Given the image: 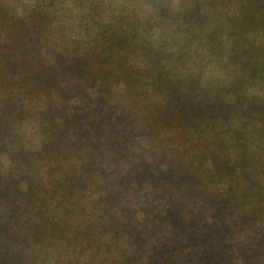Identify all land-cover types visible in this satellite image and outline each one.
Instances as JSON below:
<instances>
[{
  "label": "trees",
  "instance_id": "1",
  "mask_svg": "<svg viewBox=\"0 0 264 264\" xmlns=\"http://www.w3.org/2000/svg\"><path fill=\"white\" fill-rule=\"evenodd\" d=\"M60 1L0 0V264L40 225L61 264H264V0L180 4L186 74L130 13Z\"/></svg>",
  "mask_w": 264,
  "mask_h": 264
},
{
  "label": "rangeland",
  "instance_id": "2",
  "mask_svg": "<svg viewBox=\"0 0 264 264\" xmlns=\"http://www.w3.org/2000/svg\"><path fill=\"white\" fill-rule=\"evenodd\" d=\"M9 1H11V3H14V0H9ZM74 1L75 0H63L62 2L60 1V3H57L58 9L56 10V12L63 15V10L65 9V7L71 8L72 7L71 3H73ZM88 1H94L99 3L97 12L101 16H105V17L114 16V17L122 18L124 15H127V13H130L128 15L131 16L130 20H136L135 23L138 21L140 24V29H139L140 34L146 32V34L151 35L150 38H154L156 41L157 38H160V42H162V45L169 48V50H171L172 52H174L173 53L174 59H172L173 60L172 62L174 64H177L178 68L181 69L182 72H184V74L187 73L188 68L191 67L195 68V64L197 63L196 59L191 57L185 63H182L181 61L177 60V56H176L178 45L180 43L185 42L183 36L187 37L196 32L200 33V28H201V26L197 27V25H193L192 23H190V28H189L187 26V22H185L186 21L185 19H184L185 24L182 23L183 17L178 12L181 10L180 4L182 5V3H185L186 0H88ZM123 18L128 19L127 16ZM145 23H148L146 25L150 24L151 27L147 26L148 28H146ZM178 23H181L183 25L179 26ZM203 26H204L203 28L205 29L209 25L208 23H205L203 24ZM199 41L200 40L198 38H195L194 36L193 39L191 38V40L188 42L190 45H192V47H194V49L197 47L198 44L199 46L197 49L200 51V53L207 54L208 44H205V42H201L199 44ZM225 45H227L225 44V41H223V43L221 41L219 42L218 44L219 48H217L216 49L217 51L214 52L215 57L212 58L211 62L206 61L207 58H204L203 60L200 61V64L201 65L203 64V68H204L203 70L205 71L202 75L203 77L202 80L205 81L204 83H207L206 86L210 85L211 87L212 86L219 87L220 89H222L223 93L225 92L223 91V87L228 81H230L231 77H228L227 75L221 76L219 74L220 70L217 68L215 61L216 59H218L219 61L223 62L225 61L223 57H227V55H229V51L225 48ZM204 46L206 48V51L203 50ZM159 58L161 59L163 58L162 60H164V62L168 61L169 59L164 55H160ZM229 66L232 67L231 61H229ZM218 74L220 76H217ZM203 94L207 95L208 93H205L204 91ZM23 130L24 132L25 131L27 132L25 134L28 137V139L29 137H31L32 139L31 142L34 144L37 140V137L35 134H33L31 125L29 123H26L25 125H23ZM38 140H39V136H38ZM7 164H8L7 156L1 157L0 169H5ZM89 189L91 191L93 187L89 186ZM20 226L23 227L25 231H27L26 225H17V223L13 225L14 230L19 231ZM40 227L43 228V231H45V227H46L45 225H40ZM15 231H14V235L16 236ZM43 231H41L40 235L38 236L36 235L34 238H27L24 240L25 244L22 245V247L26 248V250H23L22 252V258H24L23 264H61L60 261L57 263V258H59V254H60L59 252H57V250L59 249L57 245L64 243V241L57 240L56 237L54 236L52 237L48 236L47 233L45 234ZM33 241H35L34 242L35 244H32ZM49 244L50 247L48 246ZM14 247L18 248L16 243H14ZM39 247L43 249V251L40 250ZM67 264H71V263H67Z\"/></svg>",
  "mask_w": 264,
  "mask_h": 264
}]
</instances>
